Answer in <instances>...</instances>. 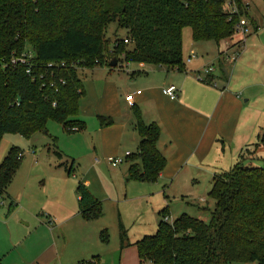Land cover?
<instances>
[{"label": "trees", "instance_id": "16d2710c", "mask_svg": "<svg viewBox=\"0 0 264 264\" xmlns=\"http://www.w3.org/2000/svg\"><path fill=\"white\" fill-rule=\"evenodd\" d=\"M225 1L0 0V139L6 133L28 138L44 131L48 118L67 132L84 129L77 116L84 95L80 71L109 66L103 48L108 24L115 23L126 33L113 42L118 64L140 62L182 71L183 27H189L194 41L218 43L230 38L238 18L247 15L243 0H236L238 15L229 20L222 10ZM22 55L24 63H10ZM134 115L140 140L128 156L127 170L130 178L155 182L165 163L157 148L160 128L155 122L145 123L135 107ZM98 118L103 126L113 122L108 116ZM251 146L256 153L264 146V131ZM244 155L241 152L229 170L214 176L208 196L215 204L209 219L183 214L169 224L163 213L154 235L130 243L136 246L140 264H264V164L246 163ZM22 160L19 146H12L3 157L0 200L9 197L7 187ZM65 170L71 174L72 165ZM76 187L78 214L99 218V201L81 181ZM14 205L9 198L8 211ZM121 229L119 224L123 250ZM100 240L108 241L104 230ZM96 258L88 263L97 264Z\"/></svg>", "mask_w": 264, "mask_h": 264}, {"label": "crops", "instance_id": "0c3cea01", "mask_svg": "<svg viewBox=\"0 0 264 264\" xmlns=\"http://www.w3.org/2000/svg\"><path fill=\"white\" fill-rule=\"evenodd\" d=\"M243 2L251 28L244 37L237 34L218 43L194 41L190 31V41L184 43L182 28V71L129 63L128 78L118 76V85L107 84L96 99L91 94L90 114L113 120L103 126L98 118L96 130L104 156H115L123 148L130 154L136 151L140 139L134 107L145 123L155 122L160 128L157 148L165 163L155 181L170 193L209 192L216 173L229 170L239 154L256 143L264 131V0ZM117 67L123 69L124 64L109 69ZM208 67L212 71L205 73ZM168 85L175 87L173 99L161 92ZM83 90L90 95L84 82ZM130 93L134 94L132 105L125 100ZM248 159L246 163H252ZM86 188L93 193L91 186ZM15 206L8 211L7 205L6 214ZM68 210L59 220L49 213L44 218L33 212L20 226L0 215V264H90L99 249L97 219L78 214V205L76 211ZM69 220H74V229L63 230Z\"/></svg>", "mask_w": 264, "mask_h": 264}, {"label": "rangeland", "instance_id": "374dc122", "mask_svg": "<svg viewBox=\"0 0 264 264\" xmlns=\"http://www.w3.org/2000/svg\"><path fill=\"white\" fill-rule=\"evenodd\" d=\"M183 30L184 43H189L191 30L189 27H183ZM125 34L123 29L116 28L115 23L108 24L103 38L104 61L116 59L115 56L118 54L113 42L116 36ZM235 36L236 34H232L231 37ZM230 38L225 39V42ZM127 66L124 64L123 69L120 67L109 69L111 67L106 64L80 71L85 90L87 89L90 94L83 95L78 102L77 116L84 123V129L67 132L58 122L48 118L45 132L36 131L28 138L18 133H6L0 139V163L12 146H19L23 151V160L16 169L13 181L7 187L9 197L5 195L6 197L0 200L1 219L10 220L9 223L14 221L19 225L20 221H24L23 218L33 216V212L34 215L44 218H46L44 214L49 213L58 220L62 219L70 211L68 209L73 207L75 211L77 209L76 185L79 180L92 187V194L99 201L101 209V215L97 218L98 232L100 234V230H104L108 236L106 243L98 236L99 249L95 255L97 254L99 264H140L137 249L130 243L144 235H154L159 222L163 219V213L168 215L169 224L183 214L207 220L215 204L214 199L203 190L199 193L176 194L170 193L159 181L146 182L130 178L127 170L129 160L125 159L115 167L107 164L108 156H104L100 150L102 139L96 130L98 118L95 113L90 114L89 106L92 103L91 99H96L107 84L118 85L120 82L118 76L129 77L126 74ZM128 67L130 68V65ZM259 149L256 153L255 147L250 146L244 156L252 157L248 160L253 165L262 166L264 146ZM124 151L123 148L111 157L123 159ZM95 156L101 159L100 163L94 162ZM71 165L73 172L69 175L65 168ZM9 198L17 206L7 215L6 206ZM72 221L74 220L65 222L62 229H74ZM119 224L124 234L123 250L119 247ZM124 250L126 251L123 253ZM142 264L150 263L145 261ZM230 264L258 263L234 261Z\"/></svg>", "mask_w": 264, "mask_h": 264}, {"label": "built area", "instance_id": "2783aa9c", "mask_svg": "<svg viewBox=\"0 0 264 264\" xmlns=\"http://www.w3.org/2000/svg\"><path fill=\"white\" fill-rule=\"evenodd\" d=\"M222 10L224 11V13H226V15L228 16L227 18L230 20L232 19L234 16L238 15L239 12V8L237 5L236 0H226L223 4H222ZM233 29V35L234 34H238L242 37H244L246 34H248L251 31L250 25H249V21L247 19V17L245 15H242L238 18V20L236 21V23L233 25L232 27ZM124 42L127 43V39H124ZM192 57L194 56V53H192L191 55ZM25 55L19 56V57H13L10 60L11 64H14L16 62H20V63H24L25 61ZM189 60V58L187 59ZM212 71V67H208L205 69V73H210ZM200 76V75H198ZM201 77V76H200ZM161 92L169 97V98H175L176 97V92H175V87L173 85H168L165 88L161 89ZM140 93V90H137L135 92ZM134 94L130 93L128 95L125 96V100L128 102L129 105H132L133 101H134ZM123 155L125 157H128L130 155L129 151H125L123 153ZM124 160V158H119V157H111L108 156V158L106 159L107 164H109L112 167L117 166L118 164H120L122 161ZM95 163H99L101 161V159L96 156L94 158ZM168 217H166L167 219Z\"/></svg>", "mask_w": 264, "mask_h": 264}, {"label": "water", "instance_id": "95a60500", "mask_svg": "<svg viewBox=\"0 0 264 264\" xmlns=\"http://www.w3.org/2000/svg\"><path fill=\"white\" fill-rule=\"evenodd\" d=\"M109 66L110 67H116L117 66V62H116V59L112 58L109 62ZM18 100H20V98H18Z\"/></svg>", "mask_w": 264, "mask_h": 264}]
</instances>
